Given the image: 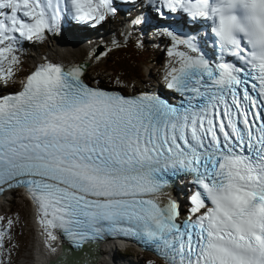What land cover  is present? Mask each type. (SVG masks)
<instances>
[{"label": "snow or ice", "instance_id": "obj_1", "mask_svg": "<svg viewBox=\"0 0 264 264\" xmlns=\"http://www.w3.org/2000/svg\"><path fill=\"white\" fill-rule=\"evenodd\" d=\"M124 3L146 8L170 42L174 102L94 88L85 66L51 61L5 94L26 44L66 24L97 28L120 5L0 0V191L28 188L47 235L67 242L59 264H94L93 246L117 236L164 264H264V0ZM178 182L187 214L171 195ZM6 236L0 228V255Z\"/></svg>", "mask_w": 264, "mask_h": 264}, {"label": "rangeland", "instance_id": "obj_2", "mask_svg": "<svg viewBox=\"0 0 264 264\" xmlns=\"http://www.w3.org/2000/svg\"><path fill=\"white\" fill-rule=\"evenodd\" d=\"M123 19H125L124 13L119 14L118 21H122ZM111 26L112 25H110L109 28L99 30V32L90 37L92 39L90 42L92 45L94 43L96 44V41L99 40V44L95 49L97 54H100L102 53V50L105 51L109 48H111V51L107 56H101L99 63L95 66H91L85 77H89L90 80L95 81L97 84H107L108 86L127 89L129 93L147 88L157 83L156 80L158 78L156 75L160 69V60L157 63L151 61L154 60L155 54V52L152 51H154L155 48L153 46H156V43H163L165 42V39L155 35L157 30L154 31L151 29L150 39L154 36L155 43L149 41L150 39L145 36L147 30L141 31L140 26H136L133 30L129 26V31L126 30V32L132 34L129 38L125 35L126 32L123 27L124 23L120 24L119 27H115L116 29ZM116 33L118 34L115 35ZM49 35L46 40L32 44L30 47L31 49L23 50L21 54L23 67L19 72H24L25 68L28 70L29 66H32V61L34 63L36 58L41 55L38 52L39 50H43V53L47 55L53 52L49 48V44L54 39L53 37H49ZM119 36L121 37L119 38ZM108 37H110L109 40L111 42L114 40L121 42L122 46L119 48H116L113 45L109 48L108 46H103V48L105 47L106 49L101 48L102 50H99V48L102 47L101 44L105 43V39ZM137 37L144 41L143 47L137 46ZM60 40H63V38L55 39L53 44L56 45ZM32 54H36V57H33ZM169 58L166 56V59ZM171 59L172 58L168 61ZM10 86H14V84L8 85L3 90L10 89ZM14 196V200L0 203V225L9 229L10 233H13L11 237L12 240L9 242L12 247L10 257L4 260L3 264H32L30 259L32 256V247L36 239L35 230L30 222L28 208L24 206L22 201L16 198V195ZM9 221H12L11 225H9ZM142 260L143 259L139 256L130 258L131 263L133 261L141 264Z\"/></svg>", "mask_w": 264, "mask_h": 264}, {"label": "bare ground", "instance_id": "obj_3", "mask_svg": "<svg viewBox=\"0 0 264 264\" xmlns=\"http://www.w3.org/2000/svg\"><path fill=\"white\" fill-rule=\"evenodd\" d=\"M125 30H127V28H125ZM59 38H63V40L58 41L56 45L53 44V52L49 53L48 55H39V57L36 58V61H34L33 63L35 64V66L41 63H45L47 61L46 59L48 58L49 61L53 63L65 64L66 66L85 65L87 73L91 66H95L97 65V63H99L100 59H96V55L98 54L95 52V48L99 44V40L96 41L95 45H92L85 39L84 36H78L76 38L64 35L63 37ZM109 38L110 37L105 39V43H100L102 45V48L103 46H108L109 48L113 45ZM103 49L106 48L104 47ZM103 51L104 50H102V52ZM169 63L170 61H167L166 64L160 67V69L158 70V74L156 75L158 78L156 80L157 85L155 84L156 89H159L160 86L166 85L165 75L169 69ZM3 202H5L4 199L0 200V203ZM40 220L41 216L38 214V216L35 218V222L37 224V235L39 236L37 240V248L40 255L36 264H57L59 261L58 256L62 252L61 247L57 244L56 240H51V238L47 235L45 229L40 223ZM53 248L55 249L54 251ZM116 249V246L110 245L109 247H107V249L104 250L105 252L103 251V257L99 261L100 264H125V262L115 259V257L119 254ZM128 263H131V261L127 260V264ZM132 264L137 263L132 261Z\"/></svg>", "mask_w": 264, "mask_h": 264}, {"label": "water", "instance_id": "obj_4", "mask_svg": "<svg viewBox=\"0 0 264 264\" xmlns=\"http://www.w3.org/2000/svg\"><path fill=\"white\" fill-rule=\"evenodd\" d=\"M99 50H101V47L99 48ZM83 66H85V65H83ZM85 69H86V66H85ZM56 242L61 247V251H62L60 253V255L58 256L59 257V259H58L59 261H58L57 264H59L61 258H66L65 254L67 252V249H66V243H63L58 236H57ZM58 251H59V249H58ZM92 253H93V256L91 258H92L94 264H100L99 261L103 257V253H101V252L100 253L99 252L98 253H94L93 251H92ZM39 255H38V258H39ZM68 255H71V253L68 252Z\"/></svg>", "mask_w": 264, "mask_h": 264}, {"label": "trees", "instance_id": "obj_5", "mask_svg": "<svg viewBox=\"0 0 264 264\" xmlns=\"http://www.w3.org/2000/svg\"><path fill=\"white\" fill-rule=\"evenodd\" d=\"M132 10V9H131ZM25 49H28L29 48V43L25 45L24 47ZM152 52H155L154 54V60L158 57V53L156 50L152 51ZM151 57V56H150ZM154 60H151L152 62H154ZM0 228H4L6 229L4 226H1L0 225ZM11 237L13 235V233L11 232ZM12 239H8V237L6 236L5 237V250L3 251L2 255H0V259H2L3 261L8 259L10 257V253H11V244L9 243Z\"/></svg>", "mask_w": 264, "mask_h": 264}]
</instances>
